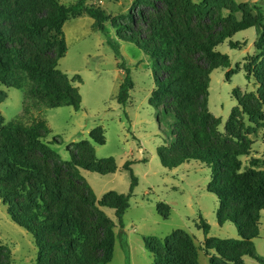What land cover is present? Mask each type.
I'll use <instances>...</instances> for the list:
<instances>
[{
    "label": "trees",
    "instance_id": "obj_1",
    "mask_svg": "<svg viewBox=\"0 0 264 264\" xmlns=\"http://www.w3.org/2000/svg\"><path fill=\"white\" fill-rule=\"evenodd\" d=\"M94 1L65 5L60 0H0V83L24 91L26 114L31 105L38 110L64 106L79 110L83 98L75 82L82 77L71 79L58 68L68 51L64 25L83 15L95 20L96 30H105L111 22L121 40L135 43L154 61L156 86L150 103L161 115L174 117L172 135L158 148L162 165L174 169L188 160L208 165L212 170L208 190L220 200L218 221L232 222L239 230L240 239L209 237L210 225L200 217L205 250L208 255L215 252L210 264H246L245 257L264 264L255 244L264 211V156L253 155V138L260 133L264 138L261 8L255 7L254 14L250 4L235 0H136L130 13L113 16ZM250 28L260 34L257 54L247 56L243 67L248 77H255L258 89L234 90L237 104L222 132V119L209 108V89L212 72L228 68L230 58L217 47ZM246 45L231 41L233 48ZM124 70L117 95L123 105L134 88L130 70ZM238 70L240 66L231 69L228 78ZM8 97L0 89V103ZM23 119L6 121L0 111V199L12 220L34 236L39 248L34 264H108L114 256L116 224L103 208L115 209L122 223L138 184L132 162L125 164L131 192L110 191L99 200L81 169L100 174L118 170L114 158L96 155L95 144L106 143L103 127L94 129L91 140L71 143V160H64L47 140L51 133L47 121ZM241 156H252L249 165L244 167ZM171 211L169 204L158 202L163 218ZM145 244L153 264H199L195 239L185 230L145 238ZM0 264H13L12 251L1 240Z\"/></svg>",
    "mask_w": 264,
    "mask_h": 264
},
{
    "label": "rangeland",
    "instance_id": "obj_2",
    "mask_svg": "<svg viewBox=\"0 0 264 264\" xmlns=\"http://www.w3.org/2000/svg\"><path fill=\"white\" fill-rule=\"evenodd\" d=\"M65 5H74L79 0H60ZM96 1V0H95ZM94 1V2H95ZM136 0H101L110 15L130 13ZM197 3L205 0H194ZM248 3L254 14L255 7L264 14V0H235ZM97 2V1H96ZM241 17V14L238 13ZM70 19L64 25L68 43L67 54L59 60L58 68L76 81L83 98L82 107L71 106L44 108L38 110L31 105L30 113L24 109L25 93L21 89L9 88L0 83V89L8 92V99L0 103V111L6 121L35 118L45 119L51 129L47 140L64 160H71L69 145L81 140H91V133L99 126L105 131L106 143L95 144L99 159L114 158L118 164L115 173L100 174L81 169L82 175L101 200L110 191L130 193L132 179L127 162H132L131 170L138 179L133 188L131 206L126 211L122 223L116 211L104 207V211L115 222L116 244L114 256L108 264H153V255L148 251L145 238H165L176 230H185L195 239L199 250V264H210L211 255L205 250L206 235L198 227L203 216L210 225L209 237L240 239L237 226L232 222L221 225L218 221L219 197L208 190L212 180L211 168L199 161L188 160L180 166L169 169L162 165L158 148L172 135L174 117L161 115L151 105L150 98L155 89L154 61L135 43L121 40L111 22L105 30L92 28V18ZM91 20V21H90ZM260 34L250 28L234 35L217 47L230 58L228 68H218L211 74L209 108L222 119L220 130L225 131L232 110L237 104L234 90L257 91L255 77H248L243 65L245 58L256 55ZM234 43L247 45L233 48ZM115 47L120 55L118 56ZM123 64V66H122ZM130 70L134 88L130 99L123 105L118 102L119 85L126 77L122 67ZM240 66L228 78L231 69ZM32 104V103H31ZM162 116L161 122L159 116ZM59 138L60 142L55 139ZM254 156H264V138L260 133L253 138ZM252 156H241L244 167ZM163 201L172 208L169 218L158 212V202ZM264 216V215H263ZM261 235L255 244L264 251V217L261 220ZM0 240L7 244L13 254V264H34L39 256V248L34 236L15 223L8 214L7 207L0 199ZM258 252L264 256L259 250ZM248 264H260L253 258Z\"/></svg>",
    "mask_w": 264,
    "mask_h": 264
},
{
    "label": "crops",
    "instance_id": "obj_3",
    "mask_svg": "<svg viewBox=\"0 0 264 264\" xmlns=\"http://www.w3.org/2000/svg\"><path fill=\"white\" fill-rule=\"evenodd\" d=\"M96 1H98V2L101 3V0H96ZM96 1H95V2H96ZM87 16H88V15H83V16H80V17H77V18H84V19H87V18H85V17H87ZM89 17H90V16H89ZM77 18H72V19H77ZM91 18H92V17H91ZM90 21H91V20H90ZM94 22H95V20L92 18L91 25H92V28H93V29H95V28H94ZM95 30H96V29H95ZM263 215H264V211L262 212V218L264 217ZM262 218H261V220H262ZM261 228H262V222H261ZM256 247H257V246H256ZM258 250H259L262 254H264V251H263L262 249H260L259 246H258ZM248 259H249V257H245V263H246V264H248V261H249Z\"/></svg>",
    "mask_w": 264,
    "mask_h": 264
}]
</instances>
